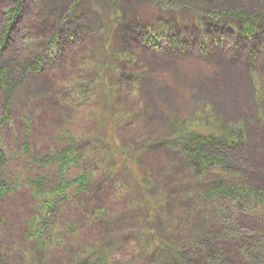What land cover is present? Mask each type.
Instances as JSON below:
<instances>
[{
	"label": "rangeland",
	"instance_id": "374dc122",
	"mask_svg": "<svg viewBox=\"0 0 264 264\" xmlns=\"http://www.w3.org/2000/svg\"><path fill=\"white\" fill-rule=\"evenodd\" d=\"M20 2L21 21L10 25L9 14ZM115 2L113 5L111 0H0V47L4 43L1 39L9 37L7 47L0 51V68H10L9 82L14 85L11 99L6 91L0 94V118L4 112L9 116V122L0 132H3L8 150L14 154L10 173L27 172V167L32 165L35 168L31 170L33 172L43 170L40 181L44 184L38 181L36 185L46 189L60 182V172L54 164L48 163L51 153L58 151L64 139L82 137L80 145L85 153L91 144L98 147L105 134L117 136L124 152L117 153L114 148L109 150V154L114 153L111 156V163L116 166L114 172L105 165L104 171L100 168L109 162L108 148L104 147L106 153L100 166H92L88 158L82 156L76 172L81 174L86 168L88 174L93 172L96 175V181L88 188L90 198L83 197L79 212L74 210L72 201L62 202L59 209H63V213L54 220V224L64 228L74 225L75 234H80L82 240L85 241V236L92 238L96 246L94 250L99 249L100 244L105 245L109 238L123 239L118 247L109 245L113 264L120 262L116 257H121L126 263L132 259L133 264H174L175 261H166L173 257L172 250L166 249L158 239L172 243L176 238H182L185 232L175 229L171 233L163 212L150 208L149 200L156 198L160 190H156L149 180L151 173L155 175L154 164L150 160L155 157L154 151L146 155L144 165L131 161L120 165L119 161L125 152L146 144L152 137L162 138L157 155L167 157L168 163L180 161L181 156L173 153L169 144L163 141L169 134L167 128L207 110V115L202 117L205 122L226 123L229 129L246 134L247 144L235 149L232 155L238 154L240 159L246 150L250 157L247 153L242 155L244 160L247 158L246 163L240 159L231 171L234 176L238 175L239 184H249L264 191V105L258 103V87H264V22L261 28L258 27L259 33L249 38L242 31L246 25L243 20L228 16L219 22L214 21L219 19L217 12L224 11L264 14V0H162V5L156 0ZM188 7L195 12L186 9ZM37 21L41 29L40 42L31 38L34 37L31 32L35 31L31 26ZM114 22H118V28ZM174 29L184 30L182 33L174 32L179 41L175 48L167 45L174 37L159 32ZM57 32L60 37H57ZM146 32L156 36L153 43L165 46L164 51L142 41L148 37L143 36ZM58 38L65 51H61L55 62L56 56H48V52L45 54L43 50L54 42L58 45ZM139 46L142 53H139ZM123 53L121 59L127 60L126 65L120 61ZM28 55L35 59L45 57L46 68L43 71L35 67L25 70L21 62ZM104 59V64L111 59L110 69H116L102 77L106 83L109 82L105 91L110 92V99L105 97V93L104 96L95 94L103 89L93 88L86 95L88 100H74L71 90L69 93L66 91V97L57 95L55 99L57 89L53 90L56 85L74 80L72 74L77 77L84 71L85 75L87 72L90 75L94 72L91 69L95 68V63ZM121 67H127L124 76ZM92 75L99 79L97 71ZM112 87L118 93L122 92L117 100ZM157 90L164 92L157 95ZM116 103L118 112L125 108L131 113V123L120 124L113 112ZM56 133L59 135L53 139ZM49 136L52 138L50 142L47 141ZM45 141L47 144L43 145ZM44 165L49 168L44 170ZM250 165L255 167L251 169ZM28 177L35 180L41 176L31 172ZM215 179L214 175L205 176L194 185L199 189L207 188ZM180 188L177 181L170 183L164 191L174 198L179 195L177 191ZM184 190L181 197L185 199L182 203L184 214H193L195 201L189 198L188 190ZM10 193L0 204L2 210L5 208L12 215L0 239L5 243L19 241L17 234L23 228H18V219L29 218L38 209L30 190ZM146 227H151L154 234L144 235L141 231ZM241 229L249 234L253 230L260 231L264 229V222L248 216L242 218ZM23 241L26 242L25 239ZM244 241L241 239L240 243L245 244ZM183 252L187 257L192 256L188 249ZM56 257L52 263L62 264Z\"/></svg>",
	"mask_w": 264,
	"mask_h": 264
},
{
	"label": "trees",
	"instance_id": "16d2710c",
	"mask_svg": "<svg viewBox=\"0 0 264 264\" xmlns=\"http://www.w3.org/2000/svg\"><path fill=\"white\" fill-rule=\"evenodd\" d=\"M156 2L162 5V0H156ZM111 3L115 5V0H111ZM186 9L193 10L190 7ZM21 10L22 2L10 12V25L13 23L15 16L21 15L19 14ZM206 15L210 17L209 14ZM217 15L219 19L216 18L214 21L219 22L220 19L228 16L243 20L246 25L243 26L242 31L249 38H253L256 33H259L258 27L261 28V24L264 22V14L262 13L252 15L243 11L235 13L225 11L217 12L216 17ZM116 17L120 18L119 15ZM36 24H38V21L31 26L35 30L31 32L34 34V37L31 38L40 42L41 29L39 24ZM114 26L119 27L117 22H114ZM152 38L156 41V36L152 35ZM1 40L4 43L0 47V51L3 52L9 43V37L5 36ZM148 40L150 39L145 38L146 44H149ZM85 42L87 43V40ZM169 43L167 44L169 47L175 48L179 41L174 36V39ZM152 45L162 47L154 43ZM43 51L46 52L45 54L48 52V56H56L53 61L57 62L59 56H61V51L64 52L65 50H63L59 41L58 45L54 42L47 50L44 49ZM123 55L124 53L120 54V61L123 62V65H126L127 60L123 61L121 59ZM42 57L35 59L33 56L28 55V58L22 61L21 65L25 70L28 68L34 69L33 67H35L43 71L46 68L47 59ZM101 63L104 64V60ZM125 68L127 67H121L122 70L120 69L122 76L125 75ZM66 69L67 66L64 70ZM95 69L96 66L91 69L94 72L90 75L89 72L85 75L82 69L83 73H78L77 77L72 74V78H75L74 80L70 79L60 86L56 85L53 90L57 89L56 93H54L55 99L57 95L66 97V91L69 93V90H71L74 100L83 98L81 101H84V99H87L86 95L92 92V88L95 90L103 89L95 92V94L104 96L105 93V97L109 96L110 99V92L105 91V89L108 90L109 82L106 83L104 78H102L104 75L100 74L99 79H95L92 75L95 73ZM113 70L116 71V69ZM117 70L119 71V69ZM10 74L11 70L9 67L2 66L0 68V94L6 91L9 99L12 97L14 88L13 82L12 84L9 82ZM70 83L72 84L70 85ZM112 88L115 100H117L118 94L121 95L122 92L119 91L118 93L116 88ZM260 93V100L264 101V87H260ZM6 101L9 102L8 100ZM8 106L9 104L6 106L7 111L9 110ZM123 106H126V104H123ZM115 108L116 110H113L114 116H117L120 124L126 125L132 122L133 119L128 110L123 108L122 112H118L119 105L117 103ZM207 113V110L201 111L194 118H189L185 122H178L167 128L168 131H166L169 134L166 135L163 141L169 144L173 153L181 156L180 161L168 163L167 157L157 155L159 142L162 138L157 137L155 139V137H152L150 141L145 142L146 144L142 143L140 147L135 148L133 151L125 152V155H122L121 161H119L120 165L125 164L127 161L137 165H144L146 155L151 150L154 151L155 157L150 160L154 164L155 175L152 176V173L151 175L149 173V180L153 182V185H155L153 187L156 190H160L156 198H153L152 201L148 199L151 204L150 208H157L163 212L171 233L175 229L182 232L184 230L185 232H183L185 235L182 238H176L172 243L158 239L160 244L164 243V247L169 251L172 250L171 252L174 254L173 257L170 256V259L167 258L166 261H175L174 264H264V229L260 231L253 230L250 234L241 229L242 218L248 216L264 222V191L249 184H239L237 182L238 175L234 176L231 171L237 163L242 159L244 160L242 158L244 153L240 155L241 160L238 158L237 153L234 156L232 154H234L233 151L235 149H241V146L247 144L245 135L242 131L229 129L226 123L220 124V122H216L210 124L208 120L205 122L202 117L207 115ZM8 117V112H4V115L0 118V129L9 122ZM189 121H191V125L188 126ZM2 134L3 132H0V204L6 201V198L11 194L10 192L30 190L32 200L37 202L38 209L29 218L18 219L20 223L18 228H23V231L17 234L19 241L16 240L15 243L0 242V264H55L51 261L54 256H57L55 259L61 260L62 264H113L109 257V245L118 247L122 245L123 239L112 240L109 238L110 240L108 239L105 245L100 244L98 245L100 246L99 249L94 250L96 246L92 243V238L85 236L87 239L85 238L84 241L80 234H75L74 225L73 227L67 226L64 228V226L55 225L54 220L59 214L63 213V209H59L62 202L72 201L74 210L79 212L83 197L90 198L88 188L96 181L94 179L96 175L93 172L88 174L86 168L81 174L76 172L75 169L79 161L82 160V156L85 155L92 166H100L106 153V151L104 152V147L108 148V154L109 150L113 148L117 153H123L124 149L119 146L117 136L105 134L98 147L91 144L88 147L90 149H87L85 153L80 145L83 142L82 137H79L81 139L79 142V139L75 137L64 139L61 142V146L58 147V151L51 153L52 157L48 163L54 164L57 171L60 172V182L55 187L46 189L42 186L44 183L40 181L43 178L42 174H40L43 170L38 171V173L33 172L35 168L32 165L27 167V172L18 174L15 171V175L10 173L14 154L8 150V145L3 140ZM58 135L59 133H56L52 138L55 139ZM50 137H47L48 142L52 140ZM47 141L42 144H47ZM80 151H82L81 154H79ZM108 156L109 162L106 161L100 168L104 171L105 165L107 169L114 172L116 166L111 163L113 162L111 156H114V153ZM248 156L250 157L249 154ZM115 158V162H117L118 157L116 155ZM246 159L244 160L245 163ZM42 167H44V170L49 168V166L45 165ZM249 167L252 169L255 166L250 165ZM31 172L41 177L33 180L28 177ZM143 172H145V169ZM210 175L217 177L212 185L203 189L195 187L194 183L197 180H202L203 177ZM162 176L166 178L162 180ZM38 181H40L39 184H42L40 187L36 185ZM177 181L180 182L181 186L177 191L179 197L175 196L173 198L172 195L169 197L164 190L167 189L170 183ZM184 189L188 190L189 198L195 201V204L193 203L195 206L193 214H184L182 203L185 202V199H181ZM198 202L201 204H197ZM9 216H12L11 213L5 208L2 210L0 207V239L4 235V226L10 221ZM22 224H25L26 228ZM23 232H25L24 235H22ZM141 232H144V235L154 234L151 227H146ZM24 239L26 242L23 241ZM241 239L245 240V244L240 243ZM184 249H188L192 256L183 255ZM116 258L120 261L118 264H133L132 259L126 263L123 262L124 260L121 257ZM158 258L163 257L159 256Z\"/></svg>",
	"mask_w": 264,
	"mask_h": 264
},
{
	"label": "bare ground",
	"instance_id": "6f19581e",
	"mask_svg": "<svg viewBox=\"0 0 264 264\" xmlns=\"http://www.w3.org/2000/svg\"><path fill=\"white\" fill-rule=\"evenodd\" d=\"M116 3V2H115ZM225 12V11H224ZM21 17H22V14L21 15H19V16H15V18L13 19L14 21H13V23H20V21H21ZM115 19V18H114ZM118 19V18H117ZM10 23H11V21H10ZM135 23H138L137 21L135 22ZM14 24V25H15ZM117 24H118V22H117ZM127 29V28H126ZM125 29V30H126ZM120 32H122V31H120ZM119 32V33H120ZM162 35H166V36H169V37H174V32H178V33H182V32H184V30H182V32H181V30L179 31V30H177V29H174V30H163V31H159ZM151 33L150 32H146V34L145 35H143V36H146V35H148V37H144L143 38V42L145 43V38H148V39H150V40H148L149 42V44H146V45H151L152 46V43H153V38H152V36L150 35ZM59 36V34H58V32H57V37ZM55 37H56V35H55ZM60 37V36H59ZM70 39V38H69ZM57 40H61L60 38H58ZM62 40H64V39H62ZM72 40V39H71ZM151 41V42H150ZM61 43H62V41H61ZM81 44H82V41L80 42ZM139 53H142V48L139 46ZM158 51H160V50H162V51H164V49H165V46H163V47H158V48H156ZM87 58V57H86ZM89 60V59H88ZM104 61H106V59H104ZM89 63L91 62V61H88ZM92 63V62H91ZM111 63V59H110V62L107 64H103V63H100L99 61L98 62H96L95 63V66H96V69H95V71H97V73H98V75L100 74V75H104V74H106L107 73V76L108 75H110V72H114V70L113 69H110L111 68V66H109V64ZM93 64V63H92ZM107 69H109L110 71H108ZM194 75V74H193ZM193 75H191V76H193ZM179 77V76H178ZM181 78H183V77H181ZM158 92H156V94L157 95H159V93L161 92V91H159V90H157ZM164 91H162L161 93H163ZM167 96V95H166ZM142 109H145V106L142 108ZM148 119V118H147ZM245 153H247L248 154V151H246L245 150V152H244V154Z\"/></svg>",
	"mask_w": 264,
	"mask_h": 264
}]
</instances>
